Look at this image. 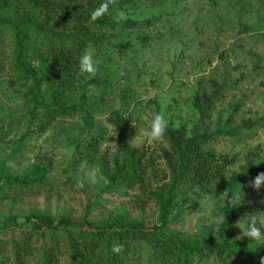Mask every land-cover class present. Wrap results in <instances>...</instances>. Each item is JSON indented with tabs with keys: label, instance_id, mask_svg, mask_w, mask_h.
I'll return each instance as SVG.
<instances>
[{
	"label": "rangeland",
	"instance_id": "rangeland-1",
	"mask_svg": "<svg viewBox=\"0 0 264 264\" xmlns=\"http://www.w3.org/2000/svg\"><path fill=\"white\" fill-rule=\"evenodd\" d=\"M129 17L146 24L106 38L108 47L94 58L97 72L85 74L65 102L66 116L51 123L46 114L53 89L45 81L48 76L57 78L55 66L35 51L28 64L39 73L38 81L28 86L16 83L10 34L0 37V166L22 176L46 164L52 188L46 194L0 197V247L6 243L7 251L19 233L48 231V225L27 222L33 214L70 219L75 229L86 222L161 225L159 203L143 196L139 187L130 190L118 182L107 189L97 162L114 169L121 149L112 119L115 112L125 120L132 150L148 166L146 183L152 190L169 183L164 154L170 144L165 134L151 143L142 136L157 113L165 115L168 127L183 129L190 138L195 132L219 134L208 150L217 155L227 178L252 161H264V0H169L157 10L144 8ZM42 18L32 9L12 10L0 15V23L20 28ZM203 94L215 95L204 114L196 108ZM94 138L101 144L92 151L95 162L90 163L77 149L87 153L89 148L82 146ZM0 184L4 185L1 179ZM253 203L263 205L264 193L254 195ZM224 208L215 186L194 190L171 211L169 228L185 238L204 234L218 244ZM243 230L239 224L237 241L246 238ZM38 241L42 248L45 237ZM141 264L153 263L143 259ZM229 264L257 263L237 255Z\"/></svg>",
	"mask_w": 264,
	"mask_h": 264
},
{
	"label": "trees",
	"instance_id": "trees-1",
	"mask_svg": "<svg viewBox=\"0 0 264 264\" xmlns=\"http://www.w3.org/2000/svg\"><path fill=\"white\" fill-rule=\"evenodd\" d=\"M168 1L113 0L108 12L93 22L91 13L105 0H0V15L12 10L32 9L43 16L41 20L22 23L20 28L4 21L0 23V37L10 34L14 47L16 63L12 72L17 75L15 82L28 86L38 81L39 73L28 64V59H32L30 55L35 51L43 62L54 65V76L57 78L48 76L45 81L53 89L46 120L48 123L58 121L66 116L65 102L85 76L79 71V56L91 50L94 58H98V50L100 52L108 47L106 38L110 34L144 25L145 22L128 19L130 14L144 8L157 10ZM117 47L122 48L121 45ZM214 98L215 95L205 94L198 97V111L204 114L206 106H211ZM112 119H116L113 125L117 126L121 143L113 162L114 169L109 164L97 162L109 183L107 189L112 190L118 182L130 190L139 187L143 196L159 203L161 225L151 227L144 221L125 224L86 222L75 229L70 219L56 221L46 215L33 214L26 217L27 222H36L41 228L48 225V231L19 233L9 251L4 247L6 243L0 247V264H141L143 259L153 264H229L237 255L260 264L264 259V242H252L248 238L237 241L235 230L239 224L244 229L247 227L249 215L264 211V204L253 203L254 195L264 193V186L256 189L253 184L255 178L264 173V161H252L244 171L227 178L218 167L217 155L208 150L219 134L195 132L190 138L183 129L168 127L165 136L170 150L165 151L164 156L168 166L166 181L169 180V183L152 190L146 183L148 166L143 163V157L137 158L138 154L132 150L129 132L123 126L125 120L118 112L113 113ZM22 144L23 141H20L14 155L19 153ZM100 144L94 138L82 146L89 148L87 153H81V147L77 152L84 159L88 158L90 163L95 162L92 151L97 150ZM47 169L46 164H40L29 173L17 176L9 173L5 165L0 166V179L4 182V185L0 184V197L12 194L22 197L33 192L46 194L52 190L46 179ZM210 186L221 191L225 203L219 243L209 242L204 234L185 238L172 232L169 218L174 207L181 205L194 190L205 191ZM224 193L237 194L240 197L238 204L228 206ZM98 202L102 201L99 199ZM42 236L45 242L40 248L38 237ZM114 245L121 248L119 253L112 251Z\"/></svg>",
	"mask_w": 264,
	"mask_h": 264
},
{
	"label": "clouds",
	"instance_id": "clouds-1",
	"mask_svg": "<svg viewBox=\"0 0 264 264\" xmlns=\"http://www.w3.org/2000/svg\"><path fill=\"white\" fill-rule=\"evenodd\" d=\"M113 0H105L92 13L91 21H96L103 17L109 10V5ZM123 16V13H121ZM79 71L81 74H95L98 70V61L94 59V53L91 50L84 51L78 58ZM169 121L165 115L157 113L153 116L150 122V127L142 132V136L146 137L148 142L160 141L163 139L167 131ZM254 187L259 189L264 186V173L259 174L253 181ZM228 206H236L240 200L237 194L224 193ZM243 236L252 242H264V211H257L255 214L249 215L247 227L242 231ZM114 253H119L121 248L114 245L112 248ZM260 264H264V259H261Z\"/></svg>",
	"mask_w": 264,
	"mask_h": 264
}]
</instances>
